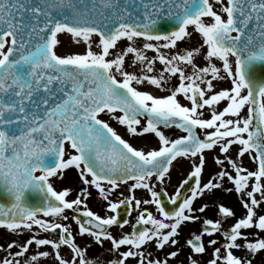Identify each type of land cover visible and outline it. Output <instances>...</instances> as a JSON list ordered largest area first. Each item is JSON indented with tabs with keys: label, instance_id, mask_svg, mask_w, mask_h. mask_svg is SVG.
I'll return each instance as SVG.
<instances>
[{
	"label": "snow or ice",
	"instance_id": "1",
	"mask_svg": "<svg viewBox=\"0 0 264 264\" xmlns=\"http://www.w3.org/2000/svg\"><path fill=\"white\" fill-rule=\"evenodd\" d=\"M216 2L219 10L209 0H0V187L10 197L0 203V210L7 207L0 211V226L30 234L0 244L6 253L0 264H40L50 256L55 264L264 261V79L255 72L264 63V0ZM65 34L76 43L82 38L86 52L59 54ZM122 41L125 46L118 48ZM101 114L132 136L154 134L159 147L133 146ZM161 125H175L186 135L169 139ZM236 145L238 156L247 154L256 170L232 158ZM216 150L224 154L214 157L221 170L202 183L205 153ZM178 157L189 158L192 170L169 195L157 184H164ZM72 167L83 185L99 190L109 214L88 207V187L69 200L70 188L53 186L51 178L63 179ZM225 178L232 187H225ZM122 184L129 195L111 200L109 193ZM222 188L240 194L245 213L237 218L218 203L220 219L202 218L209 205L194 202ZM137 189L150 198H137ZM29 192L39 199L29 203ZM121 206L129 217L138 212L134 223L121 218ZM229 218L234 222L225 227L222 220ZM73 222L91 243L77 242ZM190 222H199L201 230L181 244V226ZM130 224L132 231L124 232ZM113 227L121 231L114 234ZM106 241L116 258H88L90 247L103 248ZM41 246L51 251L26 256ZM62 246L69 248V258ZM153 247L171 250L159 257L149 251ZM209 249L211 258L202 262Z\"/></svg>",
	"mask_w": 264,
	"mask_h": 264
},
{
	"label": "rangeland",
	"instance_id": "2",
	"mask_svg": "<svg viewBox=\"0 0 264 264\" xmlns=\"http://www.w3.org/2000/svg\"><path fill=\"white\" fill-rule=\"evenodd\" d=\"M209 2L213 4L215 10H219L220 5L216 2V0H209ZM205 19H206V22L209 21V18H205ZM60 39L62 40V44L58 47L59 54H62V55L84 54L87 50L86 44L82 40V38H79L80 39L79 43H76V38L71 37V34L62 35L60 36ZM94 39H98V38L94 37ZM125 44H126L125 41L118 42V48H123ZM193 46H198V45L194 44ZM93 49L96 51L100 50L96 48L95 44L93 45ZM147 54L149 56L154 55V53L151 50H149ZM200 62L203 63V61H200ZM218 66L220 65L218 64ZM160 67L161 66L158 64L157 70H159ZM129 70H132V69H129ZM134 86L140 88L141 90L150 91L155 95L168 94L167 92L161 89H158L155 86L147 84V83H145L144 85H136L134 83ZM171 86L172 85L170 83L168 87H171ZM224 86L228 87L227 81L224 82ZM178 99H180L181 103L188 104V101L182 95H180ZM224 106L225 105L223 102H221L220 105H218L219 109L221 110ZM201 111H203L205 118L210 117L209 110L204 109ZM100 118L108 121L109 124L113 128H115L120 135H122L125 139H128L129 142L132 143L133 146L137 148H143L145 151H148V150H152L153 148L159 147L158 138L155 137L154 134H145L144 136H132V134L127 132L126 126L120 125L115 119L110 118L108 115L101 114ZM161 130L165 132V135L169 139H176L180 135H184L182 131L176 130V129L165 130L161 128ZM198 131L203 136L204 130L198 129ZM245 136H247V134H245ZM238 147L239 146L236 145L230 150V155L232 156V158L240 161L242 167L247 168L248 170H256L257 164L254 161H252L247 154H245L243 157L238 156L237 154ZM205 156H206V164H205V168H204V171L201 177L202 183L207 182L209 178H211L212 176H215L216 173L221 170V167L214 162V157L220 156L221 158H223L224 154L219 153L218 150L206 151ZM174 165L178 167L179 169L178 173L170 171L169 176L166 178L164 184H157L158 190L166 189L169 195L174 194L175 189L180 185V183L188 176L189 172L192 170V162L187 157H182L181 159L176 161ZM226 165H227V161H226ZM227 166L229 170H231L230 165H227ZM64 171H65V177L63 179H61L60 177H55V178H51L50 180V182L53 183V186L58 191L63 190L64 188H70L71 191L67 199L71 200V199L76 198V196L80 194V191L82 188L88 187V190L91 193V195L88 196L87 201H86L88 207L102 216L109 214V213H106V210H105L106 201H104L103 197L99 194L98 189H96L94 186L89 187L87 185H83L81 179L79 178L78 170H76L74 167H72L70 170H64ZM233 174H234V170H233ZM153 183H155V179H153ZM224 184L226 188L233 186L231 182L227 180V178H225ZM105 188L107 189L108 185H105ZM121 193H123V196H121ZM128 195H129L128 187L122 184L117 190L109 193V198L113 201H118L119 199H123L127 197ZM136 196L137 198H140V199L150 198V194L146 190H143V189H137ZM239 196L240 194L236 193L235 191L227 192L225 188H222L220 190H214L213 193L206 192L203 197H199L194 202V206L199 207L200 205L207 203L209 207L208 209H206L205 213L201 214L202 218L220 219L221 217L219 216L218 211H217V204L224 203L226 206H229L233 209L237 218H240L245 213V209L240 203ZM259 198L260 196L259 194H257V199ZM150 210L153 211L154 215H158L155 212V206H151ZM66 212L70 217L73 215L71 210H66ZM261 214H264V212H262ZM137 215H138V212L136 210H133L130 219L134 221ZM56 222H63V221H61L60 219H57ZM233 222L234 220L230 218L222 220V224H224L225 227H229L231 223ZM200 225L201 224L199 222H190L186 226L182 225L181 226L182 231L179 237V239L181 240V244H183L187 238H190V232H199ZM72 229H73L74 235H76L77 242L81 246H85L86 243H91V238H88V237L82 238L78 235V229L74 222L72 223ZM111 230L113 231L114 234L119 233L121 231L119 228H116V227H113ZM123 231L130 232V226H125ZM29 235L30 234L27 232V230H24L23 232L18 231L17 233H12L11 231L7 230L5 227L0 226V244L5 243V241L11 242L12 240L24 241L29 237ZM50 235L51 234L49 233H40L41 237H49ZM110 248H111V244L108 241L105 242V245L103 248L93 245L92 247L88 249L87 256L88 258H92V259L107 258L108 260H111L113 258H116V255L115 253L108 251ZM17 250L18 249H13L12 251H17ZM39 250L51 251L50 248H45L44 246H41V249H36V248L30 249L29 253H27L26 256L30 257L35 251H39ZM123 250H126V249L122 247L121 251ZM169 250L171 249H168L167 247L164 250L155 249L154 247L149 249V251H152L153 256H159V257H164L166 252ZM185 251L187 252L188 249H185ZM211 251L212 249H209V254H206L204 257L201 258L202 262L211 258L210 257ZM61 253L65 258H69L71 255L69 248L66 246H62ZM5 255L6 253L3 250H0V258L4 257ZM40 264H55V261L53 257L50 256L48 258H42L40 261ZM129 264H132V262L129 261ZM169 264H177V262L175 260H170ZM256 264H264V261H257Z\"/></svg>",
	"mask_w": 264,
	"mask_h": 264
},
{
	"label": "water",
	"instance_id": "3",
	"mask_svg": "<svg viewBox=\"0 0 264 264\" xmlns=\"http://www.w3.org/2000/svg\"><path fill=\"white\" fill-rule=\"evenodd\" d=\"M172 126H175V125H172ZM172 126H169V127H172ZM35 194H39V193L36 192ZM31 198H32V200H31ZM31 198L28 199L29 203H33L34 201L39 199V197L36 196V195H35V197H31ZM9 200H10L9 194L3 189V187H0V203L8 204ZM0 211H7V207L2 209V210H0ZM120 213H121L122 216L126 217L125 207L124 206H121ZM76 214H80V213H76Z\"/></svg>",
	"mask_w": 264,
	"mask_h": 264
},
{
	"label": "flooded vegetation",
	"instance_id": "4",
	"mask_svg": "<svg viewBox=\"0 0 264 264\" xmlns=\"http://www.w3.org/2000/svg\"><path fill=\"white\" fill-rule=\"evenodd\" d=\"M242 217V216H241Z\"/></svg>",
	"mask_w": 264,
	"mask_h": 264
}]
</instances>
